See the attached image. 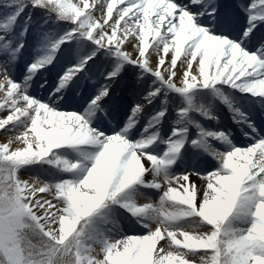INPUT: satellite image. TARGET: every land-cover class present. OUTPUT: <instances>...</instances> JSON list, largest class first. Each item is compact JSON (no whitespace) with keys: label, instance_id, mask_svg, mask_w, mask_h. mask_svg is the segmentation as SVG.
Returning a JSON list of instances; mask_svg holds the SVG:
<instances>
[{"label":"snow or ice","instance_id":"snow-or-ice-1","mask_svg":"<svg viewBox=\"0 0 264 264\" xmlns=\"http://www.w3.org/2000/svg\"><path fill=\"white\" fill-rule=\"evenodd\" d=\"M0 66V264H264V0H0Z\"/></svg>","mask_w":264,"mask_h":264},{"label":"bare ground","instance_id":"bare-ground-1","mask_svg":"<svg viewBox=\"0 0 264 264\" xmlns=\"http://www.w3.org/2000/svg\"><path fill=\"white\" fill-rule=\"evenodd\" d=\"M128 50L131 51V47L130 46H128ZM153 62H155V57H153ZM132 100H133V98L130 95H126L124 97V103H123L122 110H121V113H120V116H119V120L118 121H114L113 125H107V123H106V130L107 131H111L113 126L119 127V123L123 121L124 116L129 112V106L132 103ZM145 111H147V109H145ZM225 111H227V109L224 106L221 105V111H220L221 124L220 125H216L215 122H209V126L213 127V128H216V127H220V128L229 127V128H232L234 131H236V126L234 124H232V121L229 118H227ZM257 120L259 122V117H257ZM6 140L7 139H5V141ZM5 141H2L1 143L5 142ZM237 143L241 144V145H244V144H247L248 141H246L242 137H240L239 133L237 132ZM18 146H20V145L17 144V143H13V145H12L13 148H16ZM215 167H216V162L211 161L209 158L206 160V162H204V163L200 164V166H198L199 170L202 173H206L207 171L213 170ZM27 172H29L32 176L35 175V173L32 170H27ZM192 179L201 187L205 184V181H203L202 179H199V178H197L195 176L192 177ZM28 181L30 183L34 182L32 179H29ZM155 195H156V193L154 191H152L151 192V197H152V201L153 202H155L157 200L155 198L156 197ZM147 202H149V201L146 200V199H143L141 201V204L147 203ZM127 234H139V232H136V233L127 232ZM161 243H163V242H161ZM165 250L166 251L168 250L167 245H165ZM97 251H99V249H97ZM98 258H102V257H98ZM189 259H191V257H189Z\"/></svg>","mask_w":264,"mask_h":264},{"label":"rangeland","instance_id":"rangeland-1","mask_svg":"<svg viewBox=\"0 0 264 264\" xmlns=\"http://www.w3.org/2000/svg\"><path fill=\"white\" fill-rule=\"evenodd\" d=\"M39 12H40V10H36V14L34 15V19H39L40 18V15H39ZM3 71V67L2 66H0V72H2ZM3 98V94L2 93H0V99H2ZM227 112H228V110H227ZM229 117V119L231 120V114L228 112V114H227V118ZM5 139H7V137L2 133V132H0V143L2 142V141H5ZM5 142H7V140L5 141ZM18 144V143H17ZM211 161H213V162H216L215 160H213L211 157H208ZM207 158V159H208ZM198 166H200V165H198ZM180 171H183V169H180ZM20 177H21V179L22 180H29L30 179V177H32V175L29 173V172H27V170L26 171H23V172H21V174H20ZM156 197V199H158V194H156L155 195ZM143 199H141L140 201H139V203H141V201H142Z\"/></svg>","mask_w":264,"mask_h":264}]
</instances>
